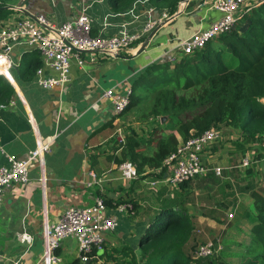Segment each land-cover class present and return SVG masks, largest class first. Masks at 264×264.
<instances>
[{
	"label": "crops",
	"instance_id": "0c3cea01",
	"mask_svg": "<svg viewBox=\"0 0 264 264\" xmlns=\"http://www.w3.org/2000/svg\"><path fill=\"white\" fill-rule=\"evenodd\" d=\"M205 1L190 0L185 12L159 29L144 50L146 39L120 56L96 53L91 60L92 57L84 53V67L72 62L71 82L63 92L58 88L44 89L37 84L35 68H41L43 61L35 49L21 45L12 49L9 58L14 65L11 71L14 84L9 82L8 79L13 81L12 76L7 75L5 69L2 73L8 79L0 76V164H7V155L27 157L38 142H51V153L45 157L43 169L38 163L31 165L29 184L16 185L5 191L0 205V264H45L41 263V258L47 226L57 221L66 208L90 206L97 197L113 203L119 199L138 202L139 211L132 216L109 208L118 216L119 226L109 235L104 252H101L103 255L106 251V255L120 260L126 256L123 251L131 250L126 253L138 255L151 222L161 211V201L165 198L175 200L176 194L186 199L187 214L193 223L194 233L187 247L219 238L224 250L216 262L229 264L228 257H237L243 264L247 259L256 221L250 193L252 188L264 192V167L261 164L264 158L258 155L259 146L253 145L247 151H254L258 160L251 168L233 165L229 156L233 155V148L239 151V142L233 141H239L237 132L240 130L227 127L237 134V138L231 136L220 145L226 138L223 133L222 141L205 151L208 170L204 174L188 182L173 196L168 195L163 184L147 193L144 189L146 181L158 178L150 170L146 176L131 183L119 177L116 160L121 157L122 149L117 150L121 146L118 131L129 135L127 130L128 134L124 131L129 122L125 114L116 115L111 103L102 99L108 89L116 88V92H120L128 85L132 86L133 80L153 64L165 60L171 62L173 56L178 62L183 57L179 42L210 27L221 17L220 13L203 7ZM254 1L251 0V4ZM19 2L12 0L7 4L10 13L0 24L23 15H44L56 25H62L87 7L93 35L106 36L142 31L149 20L170 9L157 7L151 0H27L22 9L17 10ZM151 8L156 10L153 15L148 13ZM52 75L55 73L46 70V77ZM158 120L163 124L161 119ZM159 123L153 119L138 127L151 128L150 132H154L159 129ZM155 146L152 145L149 154ZM218 167L222 168L221 175L214 172ZM90 171L103 177L101 186H85ZM244 183L246 186L242 188ZM175 211H179L178 208ZM230 214L234 218L229 219ZM77 244L75 240L64 241L58 250L62 262L73 255L75 260L79 259ZM231 248L234 250L229 252ZM105 259L94 260L96 264H106ZM126 259L128 261L130 257ZM206 259L192 263L207 264Z\"/></svg>",
	"mask_w": 264,
	"mask_h": 264
},
{
	"label": "trees",
	"instance_id": "16d2710c",
	"mask_svg": "<svg viewBox=\"0 0 264 264\" xmlns=\"http://www.w3.org/2000/svg\"><path fill=\"white\" fill-rule=\"evenodd\" d=\"M11 1L1 0L0 21L10 13L7 4ZM152 1L161 7L167 0ZM180 1L170 3L171 10H167L175 13ZM37 70L36 67L34 74ZM132 89L130 105L122 115L142 111L143 122L162 118L165 121L158 122L159 129L149 138L135 131L126 135L125 142L117 148L122 153L116 164L130 161L136 165L139 175L161 169L180 142L222 127L243 133L244 142L237 144V148L245 156V145L256 142L259 134L264 135V121H261L264 104L259 102L264 98V2L239 21L231 33L208 43L194 55L182 57L173 65L165 60L149 66L133 80ZM153 144L155 149L149 154ZM259 157L263 159L264 154ZM187 183L181 187L185 188ZM176 196L175 200L161 201V211L151 222L141 253L129 255L126 252L131 250L123 251L126 256L120 260L106 255L105 251L99 258H106V264H191L194 251L206 240L186 246L194 228L187 214L186 199L181 194ZM251 197L256 221L251 231L252 246L243 264H264V192L252 190ZM101 198L108 208L127 203L133 205L136 213L140 208L134 199L113 203ZM56 254L59 256L58 250ZM217 257L207 258V264H226L216 262ZM93 262L97 261L90 264ZM69 264H81V261L77 259Z\"/></svg>",
	"mask_w": 264,
	"mask_h": 264
},
{
	"label": "built area",
	"instance_id": "2783aa9c",
	"mask_svg": "<svg viewBox=\"0 0 264 264\" xmlns=\"http://www.w3.org/2000/svg\"><path fill=\"white\" fill-rule=\"evenodd\" d=\"M264 0H206L203 7L209 11H216L221 17L214 21L210 27L196 31L192 36L179 42L181 53L186 56L194 55L204 49L208 43L217 40L222 35L231 33L239 21H241L253 8L258 7ZM0 0V4H1ZM189 3V2H188ZM180 3L178 10L172 13L164 10L158 18H152L143 27L142 31L126 32L106 36L93 35L92 21L85 7L75 18L56 25L44 15H23L21 18L10 19L0 24V76L8 79L14 67L9 56L15 46H28L35 49L43 61V66L36 72V82L44 89L58 88L63 92L71 82V66L75 61L80 67H84L83 54H89L91 60L96 53L109 56H118L126 52L137 43L144 41L156 30L170 24L177 16L185 12L186 6ZM183 7V8H182ZM21 10L22 6L16 7ZM149 14L156 13L154 8L149 9ZM172 63L177 62V57L171 58ZM5 69L7 75H3ZM46 70L55 75L46 77ZM14 84V83H13ZM116 88L106 90L102 99L111 103L116 115H122L131 102L133 89L128 85L124 91L116 92ZM264 104V98L259 99ZM135 131V130H134ZM120 144L125 142V134L119 129ZM223 139V132L217 129H209L198 136H193L178 145L175 153L169 156L163 163V168L150 170L158 176L156 179H148L145 183V191L153 192L158 185L163 184L171 190L178 191L181 186L190 182L207 170L204 161L205 151L218 144ZM51 153V142H38L37 147L30 151L25 158H17L7 155V164H0V205L3 203L6 189L31 182L29 170L32 164L38 163L43 169L45 157ZM254 151L247 152L241 160L240 166L244 169L251 168L258 162ZM165 169V171H163ZM119 177L126 183L139 180L149 172L139 175L137 167L130 161H125L117 166ZM221 175L222 168L214 169ZM85 186L94 188L101 186L103 177L95 172L87 173ZM42 179V178H41ZM172 195V192L170 193ZM120 214L135 215L132 204H121L114 208ZM234 218L233 214L228 215ZM119 226V218L111 213L104 200L97 197L95 202L86 207H68L57 221L48 225L45 231L44 252L41 263L60 264L62 259L56 254L66 240H75L78 243L79 259L83 264H90L94 259L100 262L101 252H104L105 242L109 235ZM224 250L222 241L208 239L193 253V261L203 258L217 257Z\"/></svg>",
	"mask_w": 264,
	"mask_h": 264
},
{
	"label": "rangeland",
	"instance_id": "374dc122",
	"mask_svg": "<svg viewBox=\"0 0 264 264\" xmlns=\"http://www.w3.org/2000/svg\"><path fill=\"white\" fill-rule=\"evenodd\" d=\"M174 1L175 0H167V1H165V2L162 3L163 6H161V7H163V8H170L171 9V6L169 4L172 3V2H174ZM152 4L158 7V5L155 2H153V1H152ZM183 57H186V55H183ZM141 114H142V111H140L138 114H136L134 112H130V113L125 114L124 117L126 118V121L129 122V125L125 124L126 129H124V131L126 132V130H127V132L130 133L131 131H134V129H135L139 134H143L145 137L149 138L150 135H151V133H152V132H150L151 128L149 129V128H144V127L143 128L138 127L139 125H141L143 123H147V121H145V122L141 121ZM152 121H153V119H149L148 120V123H151ZM156 121L159 122L158 119H156ZM261 121H264V117L261 119ZM255 125H256V127L259 126L258 123L255 124ZM221 131L225 134V137L226 138L220 143V145L222 143L227 142V140L231 136L234 137V138H237V134L239 135V137H238L239 141H233V142L234 143H236V142H239V143L244 142V135H243V133L241 131H238L237 134H236L233 130L226 129L224 127H222V130ZM253 145L259 146L260 150L258 152L259 153L258 155H260V156L263 155L264 154V135H260L259 134L256 142H253L251 144L246 145V152L248 150H251V148H252ZM232 153H233V155L232 156H229V160L231 161V163L233 165L238 166L240 164V162H241L244 154H242L243 153L242 151H236L235 148H233V152ZM222 157H224V155H222ZM261 164L264 167V163L262 162ZM241 173L242 172H240V174ZM241 182H243V181H241ZM245 186H246V184L244 183V186H241V187L243 188ZM166 189H167V193H168L169 196H173L174 193L176 192V190H171L170 188H167V187H166ZM253 189L254 188H252V190ZM256 189H258V188H256ZM171 192H172V195L170 194ZM250 195H251V193H250ZM76 244H77V242H76ZM106 245H107V242H105V246ZM77 246H78V244H77ZM240 248H241V246H240ZM231 250H234V249L231 248L229 250V252H232ZM228 258H229L228 260L226 258L225 259L229 262V264H241L242 263V261H240V259L237 258V257H228ZM75 259H76L75 258V255L70 256L67 259H63V262L61 264H69V263H72ZM193 262H195V261H193ZM81 264H83V263H81ZM93 264H96V263H93ZM192 264H195V263H192Z\"/></svg>",
	"mask_w": 264,
	"mask_h": 264
},
{
	"label": "water",
	"instance_id": "95a60500",
	"mask_svg": "<svg viewBox=\"0 0 264 264\" xmlns=\"http://www.w3.org/2000/svg\"><path fill=\"white\" fill-rule=\"evenodd\" d=\"M27 0H20V2L18 3V6L19 7H21V6H23L24 5V3L26 2ZM190 0H182L181 1V3L183 4V7L189 2ZM182 7V8H183ZM159 30H156V31H154L153 33H151L149 36H148V38L145 40V45L143 46V49L142 50H144L145 49V47H147V45H148V43L150 42V40L154 37V35H156V33L158 32ZM118 56H120V55H118ZM165 120V118H162L161 119V122L163 123V121Z\"/></svg>",
	"mask_w": 264,
	"mask_h": 264
},
{
	"label": "bare ground",
	"instance_id": "6f19581e",
	"mask_svg": "<svg viewBox=\"0 0 264 264\" xmlns=\"http://www.w3.org/2000/svg\"><path fill=\"white\" fill-rule=\"evenodd\" d=\"M2 71V70H1Z\"/></svg>",
	"mask_w": 264,
	"mask_h": 264
}]
</instances>
